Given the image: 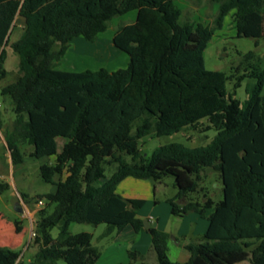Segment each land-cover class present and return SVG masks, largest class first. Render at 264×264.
Here are the masks:
<instances>
[{
    "label": "trees",
    "instance_id": "trees-1",
    "mask_svg": "<svg viewBox=\"0 0 264 264\" xmlns=\"http://www.w3.org/2000/svg\"><path fill=\"white\" fill-rule=\"evenodd\" d=\"M218 5L212 24L183 18L175 0H0V81L5 79L6 47L18 58L15 80L0 86L14 118L3 127L11 165L27 155L42 163V180L55 186L36 211L27 264H97L100 251L86 231L72 233V223L106 224V232L143 228L140 198H124L116 187L126 177L159 182L172 175L177 192L171 213L195 212L208 220L198 243L185 244L189 258L171 261L169 234L149 227L157 264H234L248 259L264 264V68L247 76L241 101L227 92L226 73L205 67L204 50L224 17L232 12L237 37H264V0H210ZM135 11L131 22L114 29L113 45L128 55L118 76L101 67L64 71L55 68L70 42L82 36L94 42L112 18ZM23 19L20 33L15 17ZM255 50L241 55L249 65ZM241 75L235 87L240 85ZM206 119V122H203ZM190 128L214 129L211 141L189 147L179 142L158 145L143 155L146 137ZM61 139V151L57 150ZM129 157V160L126 157ZM220 178L222 199L214 201L202 182L207 169ZM204 174V175H203ZM10 184L0 179V195ZM202 194L193 199L190 194ZM180 201V204L176 203ZM51 206V211L48 207ZM15 230L21 227L14 221ZM58 228L56 236L51 234ZM19 251L0 245V264H16ZM143 259L128 251V263Z\"/></svg>",
    "mask_w": 264,
    "mask_h": 264
},
{
    "label": "rangeland",
    "instance_id": "rangeland-1",
    "mask_svg": "<svg viewBox=\"0 0 264 264\" xmlns=\"http://www.w3.org/2000/svg\"><path fill=\"white\" fill-rule=\"evenodd\" d=\"M183 9V18H189L193 22L199 21L203 23H211L216 14L213 3L210 0H176ZM135 11L127 12L124 15L111 19L108 32L115 29V26L127 19V14H134ZM126 16V17H124ZM17 28L11 35V41L20 33V26L23 25V19L19 16L15 17ZM107 31L101 33L94 42H88L83 37L73 39L69 46V54L64 61H59L55 68L64 71H82L85 69L96 70L101 67L109 69L110 65L116 61L119 55L127 56L123 51L116 48L107 41ZM249 50H255L256 57L252 66L241 65L236 68L242 61L241 55ZM119 54V55H117ZM205 67L210 70H221L226 73L227 79L225 87L227 92L234 93L233 96L241 101L246 98V86L255 81L254 77L247 76L249 71L254 67L256 70L264 68V37L259 39L257 47L254 46V39L248 37H237L235 31V22L232 12L224 17L221 28L216 29L211 40L207 43L204 50ZM127 58V57H126ZM118 61V60H117ZM18 58L13 49L8 45L6 47L4 67L7 71L5 79L0 81V86L15 80L18 74ZM240 85L235 87V83L241 75ZM264 93V81L262 84L261 94ZM0 117L3 121V127L7 128L11 125L14 114L10 109V103L4 101V96L0 93ZM206 122V119H203ZM215 134L214 129L200 132L190 128L183 129L168 135L146 137L139 143L140 150L143 155L150 153L161 144L171 142H179L189 147H197L208 144ZM62 141L57 139V150L61 151ZM32 148L29 145L23 146L25 157L23 163L13 167L9 152L6 150L3 130L0 129V179L10 184L8 192L2 195L0 199V211L5 213L13 223L7 232L0 233V245L9 246L19 251V257L16 264H27L33 257L35 247L32 245L34 222L36 211L43 207L46 203L44 195L53 189V185L42 180L39 173V167L42 163H51L54 158L45 156L39 159L31 158L27 155ZM129 160V157H126ZM204 175V174H203ZM217 173L208 171L204 175L202 186H204L207 194L214 201L222 199L223 194L220 187H216L215 183H220ZM177 192L172 175H167L161 181L155 183L153 192L154 199L144 202L137 210L139 216L152 217L158 221L159 229L165 230L169 234L167 241V256L171 261L178 262L181 260L180 253L187 250L183 247V241L195 244L196 240H201L202 235L207 228L208 221L206 217H197L195 213L188 212L183 215H174L171 213V205L169 199H173ZM193 199L201 200L202 194H190ZM44 197V204L37 205V200ZM19 201L23 211L14 210L15 202ZM176 203L180 204L179 200ZM48 211L52 207L49 206ZM3 217H6V215ZM1 219V217H0ZM145 218H142L144 220ZM2 220V219H1ZM18 220L21 227L19 232L15 230L14 221ZM147 220V219H146ZM4 222H7L4 220ZM11 228V230H10ZM143 227L144 236L148 238V244L145 237L138 238L135 233L127 234L124 230L119 232H106V224L101 223L94 226L89 223H72L70 231L78 233L86 231L92 234V243L98 247L100 251L97 264H127L128 251L138 250L143 259L138 260L135 264H157L155 253L151 248V237L147 228ZM140 230V231H141ZM58 228L53 227L51 234L56 236ZM127 235V236H126ZM179 243V244H178ZM188 243V244H189ZM185 246V244H184ZM140 247V248H139ZM141 249V250H140ZM54 264H66L63 259H58ZM237 264H250L249 261L238 262Z\"/></svg>",
    "mask_w": 264,
    "mask_h": 264
},
{
    "label": "crops",
    "instance_id": "crops-1",
    "mask_svg": "<svg viewBox=\"0 0 264 264\" xmlns=\"http://www.w3.org/2000/svg\"><path fill=\"white\" fill-rule=\"evenodd\" d=\"M175 3L181 8V9H183V7L179 4V3H177V1L175 0ZM217 7H218V5L216 4V3H213V8H215L216 10H217ZM124 15V14H123ZM135 15H136V13H134V14H127V16H128V18L126 19L125 18V20H123V22H131V21H133L134 19H135ZM124 17H126V16H124ZM196 22H199V21H196ZM203 23V22H202ZM204 24H207V22L206 23H204ZM116 27V26H115ZM105 31H107V33L109 34L108 36H107V41H110V43L113 45V43H112V36H113V34H114V29H111L110 30V32H108V29H106ZM105 31H103V32H105ZM235 31H236V29H235ZM103 32H101V33H103ZM101 33H99L98 35H97V38L99 37V35L101 34ZM80 37H82V36H80ZM96 38V39H97ZM75 39V38H74ZM76 39H80L79 37H76ZM75 39V40H76ZM84 39V38H83ZM75 40H73V41H75ZM85 40V39H84ZM71 43V42H70ZM70 46V45H69ZM69 47H68V49L66 50V52H65V54L63 55V57L61 58V61H64V59L67 57V55L69 54ZM125 53V52H124ZM126 54V53H125ZM117 55H119V54H117ZM127 55V54H126ZM127 57V58H126ZM116 61H114L111 65H110V67H109V69H107V68H105V69H107L108 71H110L111 73H114V74H116V75H118V76H120L121 75V71L126 67V65H127V63H128V60H129V58H128V55L127 56H121V55H119L118 57H116V59H115ZM118 60V61H117ZM4 101L5 102H9V98L7 97V96H4ZM1 111V110H0ZM155 183L156 182H153L152 180H150V179H138V178H134V177H126V178H124L123 180H121L120 182H119V184L117 185V187H116V192L118 193V194H120L121 196H123L124 198H140V199H143L144 200V202H148V200H153L154 201V203L156 204V201H155V199H154V195H153V192H154V190H155ZM54 189H55V186L53 185V189H51V191L50 192H52V191H54ZM8 192V191H7ZM6 193V192H5ZM4 193V194H5ZM3 195V194H2ZM2 195H0V199H1V197H2ZM145 204V203H144ZM192 213H195V212H192ZM5 213H3V212H1L0 211V217H1V219H0V233H4L5 231L7 232L9 229H7V227H11V225L13 224L12 222H11V220L12 219H10V218H8V216L6 215V217H3V215H4ZM196 215H197V217H202V216H200L199 214H197V213H195ZM136 215H137V217H139L140 219H142V218H145V219H147L148 220V222L151 224V226L150 227H155L156 229H159V227H158V221L157 220H154V218H152V217H146V216H139L138 215V213H136ZM203 218V217H202ZM4 220L5 221H7V222H4ZM208 221V220H207ZM208 226V225H207ZM144 227V226H143ZM3 228H5V231L3 230L2 231V229ZM145 229V228H144ZM148 229V228H147ZM207 229V228H206ZM206 229H204L203 231H206ZM10 230H11V228H10ZM126 231L127 232V234H132V233H135V235H138V238H144L145 236H144V231L143 230H139L138 232H135L133 229H132V227L131 226H126L122 231H120L119 233H118V235L120 234V233H122L123 231ZM159 230H161V231H164V232H166L165 230H162V229H159ZM167 233V232H166ZM127 236V235H126ZM200 240H196L195 241V243H198ZM145 242H146V244H148V238H146L145 237ZM189 242H187L186 240L185 241H183V247H184V244H188ZM179 244V243H178ZM140 248V247H139ZM141 250V249H140ZM138 251V250H137ZM180 257L182 258L181 260H178V262H184V261H186L188 258H189V252L188 251H186L185 253H180ZM243 261H249L248 259H246V260H242V261H235L234 262V264H237L238 262H243ZM250 263V262H249ZM251 264V263H250Z\"/></svg>",
    "mask_w": 264,
    "mask_h": 264
},
{
    "label": "water",
    "instance_id": "water-1",
    "mask_svg": "<svg viewBox=\"0 0 264 264\" xmlns=\"http://www.w3.org/2000/svg\"><path fill=\"white\" fill-rule=\"evenodd\" d=\"M208 171H214V169L208 168L207 169V172ZM215 186L216 187H221V185H219L218 183H215ZM14 210L17 211V212H22L23 211L22 205H21V203L19 201L15 202V204H14ZM142 221H143V226L145 228H149L151 226V224L148 222V220L144 219Z\"/></svg>",
    "mask_w": 264,
    "mask_h": 264
},
{
    "label": "built area",
    "instance_id": "built-area-1",
    "mask_svg": "<svg viewBox=\"0 0 264 264\" xmlns=\"http://www.w3.org/2000/svg\"><path fill=\"white\" fill-rule=\"evenodd\" d=\"M43 200H44V197L43 198H39L37 200V205L42 206L44 204Z\"/></svg>",
    "mask_w": 264,
    "mask_h": 264
}]
</instances>
